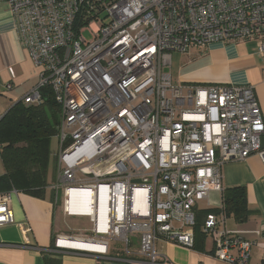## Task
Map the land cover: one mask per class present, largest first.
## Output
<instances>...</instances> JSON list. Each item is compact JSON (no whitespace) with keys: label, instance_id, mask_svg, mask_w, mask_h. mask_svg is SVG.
<instances>
[{"label":"built area","instance_id":"1","mask_svg":"<svg viewBox=\"0 0 264 264\" xmlns=\"http://www.w3.org/2000/svg\"><path fill=\"white\" fill-rule=\"evenodd\" d=\"M95 1L102 11L87 8ZM5 2L39 69L23 101L41 103L40 86L49 84L62 109L51 187L63 189L67 215L93 225L85 236H59L54 248L104 255L118 243L131 254L133 236L132 264H166L161 238L193 248L196 207L212 191L223 195V165L264 161V115L251 84H175L173 52L243 39L264 55V0ZM85 9L90 19L78 24ZM11 198L0 193V226L16 223ZM226 220L224 210L211 212L202 232L213 236L218 259L248 264L254 242ZM19 226L22 244L33 247L28 222ZM69 240L97 247L62 243Z\"/></svg>","mask_w":264,"mask_h":264},{"label":"crops","instance_id":"2","mask_svg":"<svg viewBox=\"0 0 264 264\" xmlns=\"http://www.w3.org/2000/svg\"><path fill=\"white\" fill-rule=\"evenodd\" d=\"M252 41L213 42L202 48L203 52L193 57L202 60V68L182 77V82L251 84L264 115V55L255 48L256 40V44ZM198 49L192 47L187 52L191 54ZM39 81V69L19 38L9 6L5 0H0V111L5 114ZM8 83L13 84L12 88H7ZM4 173L0 151V176ZM49 181L43 198L11 190L9 206L16 223L0 226V264H132L131 259L138 257L137 247L131 254L115 251L113 243L104 255L70 249L56 250L55 241L59 236L79 237L89 232L82 230L77 233L68 224V217L76 215L64 212L63 189L57 192L51 187L58 181L57 171H54L53 176L50 175ZM223 181L225 188L242 186L246 189L247 204L251 210L245 220L227 216L226 227L254 242L248 264H264V161L258 155L245 160L228 161L223 165ZM222 205L219 191H212L209 200L198 202L196 212L199 223L193 248L163 238L158 240L157 249L166 259V264H229L214 255L213 236L202 232L207 215L211 212L220 213ZM23 222H28L31 228L30 241L33 247L22 244L24 236L19 224ZM199 232L203 233V239L198 237Z\"/></svg>","mask_w":264,"mask_h":264},{"label":"trees","instance_id":"3","mask_svg":"<svg viewBox=\"0 0 264 264\" xmlns=\"http://www.w3.org/2000/svg\"><path fill=\"white\" fill-rule=\"evenodd\" d=\"M92 5L87 7L91 11L103 10L99 1ZM86 11L78 24L89 21L90 17H83ZM40 92L41 103L26 104L21 99L0 119V151L5 166V173L0 176V192L17 190L43 198L50 183V171L56 165V159L51 164L52 143L59 134L62 109L49 84L40 86ZM222 203L226 215L237 220H245L251 212L242 186L225 188ZM198 237L203 239V233L199 232Z\"/></svg>","mask_w":264,"mask_h":264},{"label":"rangeland","instance_id":"4","mask_svg":"<svg viewBox=\"0 0 264 264\" xmlns=\"http://www.w3.org/2000/svg\"><path fill=\"white\" fill-rule=\"evenodd\" d=\"M85 36L87 39L92 38L89 31L85 32ZM252 42L255 43V40H253ZM255 48L257 49V45ZM203 49L200 48V49H198V51L197 50L193 51L191 54H190V52H189V54H188V52H186V54L180 53L177 51L173 52L174 54H173V60H172L171 73L173 76V82L175 84L189 83V82H182V77L184 78V77L190 75L192 72L199 71V69L202 68V66H201L202 60H200L199 58H193V57H196V55L202 53ZM59 153H60V142H58V138H55L53 140V143H52V153H51L52 162H51V164L54 163L55 156ZM54 170L55 171L57 170V165H54V169H53V167L51 168V171H50L51 176H53ZM220 202H221V200H220ZM67 222L72 227V229H74L75 232H77V233L82 231V230L90 232L93 228V225H92L89 217H85V216H70V217H68ZM131 239L134 242L131 244V250L133 251L137 247L136 238L132 236ZM112 246L115 247V251H120L121 246H123V245L118 244V243H113Z\"/></svg>","mask_w":264,"mask_h":264},{"label":"bare ground","instance_id":"5","mask_svg":"<svg viewBox=\"0 0 264 264\" xmlns=\"http://www.w3.org/2000/svg\"><path fill=\"white\" fill-rule=\"evenodd\" d=\"M63 244L66 245H71V246H76V247H82V248H95L97 246L91 245V244H87L85 242L79 241V240H69V241H64L62 242Z\"/></svg>","mask_w":264,"mask_h":264},{"label":"water","instance_id":"6","mask_svg":"<svg viewBox=\"0 0 264 264\" xmlns=\"http://www.w3.org/2000/svg\"><path fill=\"white\" fill-rule=\"evenodd\" d=\"M262 143H263V146H264V137H263V139H262Z\"/></svg>","mask_w":264,"mask_h":264}]
</instances>
